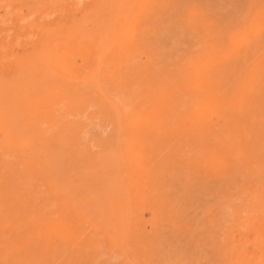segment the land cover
<instances>
[{"label":"rangeland","instance_id":"1","mask_svg":"<svg viewBox=\"0 0 264 264\" xmlns=\"http://www.w3.org/2000/svg\"><path fill=\"white\" fill-rule=\"evenodd\" d=\"M144 2L0 0V264H264V0Z\"/></svg>","mask_w":264,"mask_h":264},{"label":"bare ground","instance_id":"2","mask_svg":"<svg viewBox=\"0 0 264 264\" xmlns=\"http://www.w3.org/2000/svg\"><path fill=\"white\" fill-rule=\"evenodd\" d=\"M145 0H139V3H140V5H141V3L142 2H144ZM145 3V2H144ZM120 7H122V6H120ZM119 8V7H118ZM117 8V10H118V12H117V17L118 18H122V23H120L121 25H117L118 23L115 21V22H112L110 25L111 26H109L110 28H112V29H109V34H112V31L113 30H115V29H118V31H119V35L121 36V39H128L129 40V36H131V25H132V23L134 22V20H135V18H136V14H132L131 13V11H127V12H125V14H123V16L121 15V16H119V14H121L120 13V11H121V9L119 8L118 9ZM77 13V12H76ZM139 15V14H138ZM242 15V14H241ZM134 30V29H133ZM154 40V39H153ZM110 43H111V41H109V42H107V43H105V44H103L102 43V45L100 44V45H97V44H94L93 45V47H92V45H85V47L84 46H82V47H80V50H82L83 51V53H82V58L86 61V63H91V69L92 70H94V73L95 72H97L96 71V69L98 68V66H99V64L101 63L100 61L102 60V56L99 54L100 52L101 53H108V52H110V51H108L109 50V46H110ZM114 46V50L112 51L111 50V53H112V55H114V57H116V56H119V51H122V50H124L125 49V43L124 44H121V43H117V44H115V45H113ZM95 48V51H96V53L94 52V49ZM74 56L75 55H70V57L72 58V59H74ZM94 60V61H93ZM73 61V60H72ZM100 62V63H99ZM109 64H111V66H112V69L115 71V72H121V70H120V67L117 65V62H115V60L113 61V60H110L109 61ZM110 68V67H109ZM104 69H105V67H104ZM87 70V69H86ZM67 72H69L68 70H66ZM104 72H105V70H103ZM20 74V73H19ZM31 76V75H30ZM29 76V77H30ZM102 76V75H101ZM16 77V76H15ZM36 77V76H35ZM93 77V76H92ZM4 78V77H3ZM17 79V78H16ZM19 81V80H18ZM14 82V81H13ZM55 84V83H54ZM53 84V85H54ZM64 84V83H63ZM17 85H15V87H16ZM21 86V85H20ZM54 86H56V85H54ZM23 87V86H22ZM61 87V86H60ZM68 88V87H67ZM63 89V88H62ZM50 90H52V89H50ZM57 90H59V89H56V90H54L53 89V91H56L57 92ZM61 90V89H60ZM66 92V91H65ZM51 93V92H50ZM10 94V93H9ZM53 93H51V95H52ZM63 94V93H62ZM70 94V93H69ZM49 95V94H48ZM55 96V95H54ZM53 97V96H52ZM57 98V97H56ZM50 99V98H49ZM64 99V98H63ZM60 101V100H59ZM69 101V100H68ZM33 102V101H32ZM80 102V101H79ZM91 102V101H90ZM52 103H54V102H52ZM84 104V103H83ZM38 105V104H37ZM61 105V104H60ZM99 105V104H98ZM97 106V105H96ZM208 105H206L205 107H207ZM57 107V106H56ZM44 108V107H43ZM54 108V107H53ZM48 111V110H47ZM49 113V112H48ZM50 114V113H49ZM61 114V113H60ZM62 116V115H61ZM57 117V116H56ZM63 117V116H62ZM9 118V117H8ZM125 118H126V126H127V128H128V133H127V144H126V146H125V148H126V153L129 155V157H130V164H131V172L129 173L130 174V178L132 179L137 173H141V172H143L144 173V165H143V162H144V155H145V146H144V144L141 142V140H137V137H139V135H144V134H147L148 133V130H149V126H151V125H153L154 124V122H155V118L153 117V115L152 114H148V112H140V111H137V112H134L133 114H130V115H126L125 116ZM68 120H70V119H68ZM75 120V119H74ZM95 120V119H94ZM66 121V120H65ZM93 121V120H92ZM196 121V120H195ZM95 122V121H94ZM88 123V122H87ZM28 124H29V122H28ZM85 124V123H84ZM40 125V124H39ZM88 126V125H87ZM46 127V126H45ZM43 129V128H42ZM163 132H164V130H163ZM51 133V132H50ZM86 135V134H85ZM83 138V137H82ZM85 140V139H84ZM76 144V143H75ZM64 148V147H63ZM10 151V150H9ZM3 154V153H2ZM80 155V154H79ZM107 155V154H106ZM1 156V155H0ZM48 156V155H47ZM98 156V155H97ZM148 156V155H147ZM75 158V157H74ZM82 159V158H81ZM97 159V158H96ZM8 160V159H7ZM40 160V159H39ZM64 160V159H63ZM129 164V163H128ZM215 166V165H214ZM52 167V166H51ZM64 168V167H63ZM96 172V171H95ZM80 173V172H79ZM92 174V173H91ZM95 174V173H94ZM18 176V175H17ZM60 176V175H59ZM15 179V178H14ZM17 179V178H16ZM36 180V179H35ZM147 181V180H146ZM137 181L136 180H133V182H132V180H131V184L133 185V187L134 188H136V184H138V183H136ZM72 183V182H71ZM186 183V182H185ZM39 184V183H38ZM140 184H142V183H140ZM144 186V185H143ZM31 188V187H30ZM139 187H137V189H138ZM141 189V188H140ZM143 189V188H142ZM14 190V189H13ZM134 191H136V190H134ZM26 192V191H25ZM136 192H138V191H136ZM140 194H141V192H140ZM16 195V194H15ZM133 195H134V193H133ZM136 195H137V193H136ZM135 195V196H136ZM135 196H134V198H135ZM104 198H105V196H103ZM137 197V196H136ZM50 198V197H49ZM139 198V197H138ZM138 198H136V199H138ZM140 199H142V198H140ZM53 201H55V200H53ZM59 201V200H58ZM137 201L138 200H136V202L135 203H137ZM142 201V200H141ZM144 201V200H143ZM139 202V201H138ZM144 203V202H143ZM26 204V203H25ZM140 204V203H139ZM248 205V204H247ZM24 207V206H23ZM63 211V210H62ZM31 212V211H30ZM64 212H62V214H63ZM61 214V213H60ZM61 216V215H60ZM59 216V217H60ZM58 217V218H59ZM62 218V217H61ZM59 219V220H61V223L63 222L62 220L64 219ZM66 218V217H65ZM45 220V219H44ZM52 220V219H51ZM57 220V219H56ZM53 221V220H52ZM65 221H68V220H65ZM42 222V221H41ZM46 222V221H45ZM49 222H50V220H49ZM49 222H47L48 224H49ZM54 222V221H53ZM57 222V221H56ZM262 222V221H261ZM47 223H45V224H47ZM58 223V222H57ZM57 223L55 224L56 226H57ZM71 223V222H70ZM69 223V224H70ZM42 224H44V221H43V223ZM52 224H54V223H52ZM52 224H51V226H52ZM59 224V223H58ZM62 225V224H61ZM63 225H64V223H63ZM66 225V224H65ZM64 225V226H65ZM45 226V225H44ZM48 226V225H47ZM50 226V225H49ZM54 226V225H53ZM55 226V228L57 229V227ZM62 227V228H65V227ZM60 227V226H59ZM58 227V228H59ZM67 227V226H66ZM52 228V227H51ZM50 228V229H51ZM61 228V227H60ZM59 228V229H60ZM48 229H49V227H48ZM54 229V228H53ZM68 229H71V228H68ZM67 229V230H68ZM47 230V229H46ZM58 230V229H57ZM48 231V230H47ZM55 231V230H54ZM70 231V230H69ZM261 231V230H260ZM263 231V230H262ZM53 232V231H52ZM67 232V231H66ZM43 233V232H42ZM56 233V232H55ZM59 233H61V234H63L64 233V230H63V232H59ZM58 233V234H59ZM67 233H69V232H67ZM261 233V232H260ZM57 234V233H56ZM55 234V235H56ZM58 234H57V236H58ZM65 235V234H64ZM70 235V234H69ZM260 235H262V234H260ZM61 236H63V235H61ZM59 237V238H62V237ZM66 236V235H65ZM65 236H64V238H65ZM67 237H69L68 235H67ZM70 238V237H69ZM262 238H264V237H262ZM262 243H264V242H262ZM70 252V251H69ZM56 258V257H55Z\"/></svg>","mask_w":264,"mask_h":264}]
</instances>
